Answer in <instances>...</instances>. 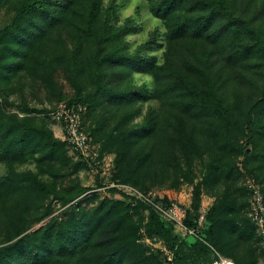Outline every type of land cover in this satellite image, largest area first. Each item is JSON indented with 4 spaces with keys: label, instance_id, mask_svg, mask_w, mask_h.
<instances>
[{
    "label": "trees",
    "instance_id": "obj_1",
    "mask_svg": "<svg viewBox=\"0 0 264 264\" xmlns=\"http://www.w3.org/2000/svg\"><path fill=\"white\" fill-rule=\"evenodd\" d=\"M150 8L166 27L163 62L143 52H150L151 41L129 50L124 36L137 26L131 19L114 25V1L105 7L104 0H21L12 21L0 29V42H11V59L20 60L4 73L8 77L7 72L25 69L32 80L46 85L52 101H60L64 94L55 73L62 69L74 89L68 103L86 107L84 125L87 112L97 107H105L106 118L115 117L113 125L104 115L98 121L101 152L114 151L115 178L142 185L143 191L160 180L158 186L177 188L186 168L191 173L193 161L210 154L202 180L193 183L188 177L191 207L197 211L203 186H212L218 197L215 187L234 175L226 162L230 151L245 160H264V0H150ZM57 27L69 39L59 34L53 40ZM135 73L151 75L153 90L135 85ZM152 97L160 107L136 121L138 104ZM1 114L0 161L17 160L34 149L42 150L45 159L65 151L66 142L51 130L18 114L6 120ZM79 163H86L82 156ZM220 199L202 225L199 214L188 209L186 223L197 236L182 238L152 208L138 204L149 210L148 233L165 242L177 264H213L215 250L238 264H258L264 250L258 254L255 248L250 222L256 225L242 215L236 192L228 188ZM50 214L51 203L37 221ZM33 223L29 214L9 216L0 233V264H166L160 251L145 254L136 242L138 227L120 202L71 205L30 231ZM238 248L250 254L249 261L236 254Z\"/></svg>",
    "mask_w": 264,
    "mask_h": 264
},
{
    "label": "rangeland",
    "instance_id": "obj_2",
    "mask_svg": "<svg viewBox=\"0 0 264 264\" xmlns=\"http://www.w3.org/2000/svg\"><path fill=\"white\" fill-rule=\"evenodd\" d=\"M113 1L115 2L117 13L114 25H123L128 19H131L137 26L136 32H131L124 36L129 43V50L131 52L137 51L141 45L151 41L153 43L150 52L144 49L143 52L157 55L158 61L163 62L166 46V27L164 22L151 12L150 0H104L105 7ZM20 3L21 0L0 2V29L12 21ZM59 34L69 39L66 30L60 27L52 30L51 37L54 40V37H58ZM11 44V42L4 40L0 42L1 119L6 120L9 119V116L18 114V116L33 125L51 130L54 137L66 142V147L65 151L54 159L42 158V150L34 149L30 152L26 151L25 155L20 156L17 160L0 161V233L7 225L9 216L13 213L29 214V217L34 221L30 231H35L46 224L52 216L61 213L71 205L91 208L103 201L120 202L123 203L124 208L130 209L133 221L138 227L136 242L142 246L145 254L157 253V249L149 243L147 238L153 236L148 233L149 210L141 207L138 204L139 201L130 198L123 190L118 188L114 192L109 190L111 188L110 185L113 183L132 185L139 189L142 187V185L136 186L131 181L124 182L120 181L119 178H115L116 153L112 150L109 151L107 148L101 152L103 141L97 140V137L102 136L101 131L98 129L100 125H98V121L102 123L101 116L104 115L105 120H108L113 125L115 117L106 118L107 113L106 109L104 110V106L87 112L84 119L85 125L83 124V126L90 137L93 138L99 157L92 165L87 162L79 163L78 153L66 141L62 123L55 119L52 113L59 103H68L74 94V89L66 73L62 69H58L55 73L56 80L64 94L63 99L60 101H52V93L46 85L40 80H32L25 69L19 72H7L9 76L6 77L4 73L6 72L4 70L5 67L11 66L13 61H20L11 59L13 58L12 49L9 48ZM251 71L253 76H258L255 68H252ZM133 83L140 86L144 85L150 90L155 87L154 79L149 74H133ZM138 106L141 107V115L136 121L141 122L150 109L160 107V102L157 98L152 97L141 102ZM27 107L34 109V111L27 112ZM263 143L260 145H263ZM209 159L210 154L208 153L203 158H196L193 161L191 173L187 172L189 171L187 167L185 179L181 180V184L177 188L169 189L166 186H158L163 184L160 180L158 184H153L151 190L164 192L168 197V193L172 196H174V193L182 194L185 197V199L182 198V201H187V203H182L192 211L193 215L199 214L200 217L202 214L206 215L209 209L221 200L220 197L229 188L236 192L238 206H241L242 215L249 217L250 195L246 186V177L257 176L264 187V160H260L256 156L245 160L243 155H236L230 151L226 162L228 161L233 165L234 175L226 184L215 187L214 191L219 193L218 197L212 195V186H203L200 208L197 211L192 210L193 183L202 180L204 167ZM188 177L193 178V183ZM61 195L68 198L71 197V199L63 198ZM189 198L190 201L188 202L187 199ZM49 203H51L52 214L37 221V218ZM250 227L255 228V248L257 253L261 254L264 250V236L251 222ZM175 232L181 238L185 237L182 231ZM218 253L220 256L238 264L235 259L226 257L221 252ZM236 254L244 258L245 261L250 259V254H246L243 248L236 249ZM258 264H264V260H261Z\"/></svg>",
    "mask_w": 264,
    "mask_h": 264
},
{
    "label": "built area",
    "instance_id": "obj_3",
    "mask_svg": "<svg viewBox=\"0 0 264 264\" xmlns=\"http://www.w3.org/2000/svg\"><path fill=\"white\" fill-rule=\"evenodd\" d=\"M85 109L86 107L81 104L71 105L61 102L52 113L55 119L62 123L68 144L88 164L92 165L98 159L99 153L93 138L90 137L83 126ZM246 186L250 191L249 216L259 232L264 236V192L262 184L254 176H247ZM110 187L123 190L130 198L143 202L152 208L161 218L170 222L174 226L175 231H182L184 236H197L195 229L189 227L186 223L188 208L181 201L171 199L164 192L156 190L143 191L132 185L113 183ZM204 217L205 215L203 214L199 217L197 221L199 225H202ZM147 238L149 243L163 254L166 264H177L174 259V253L168 249L161 238L158 236ZM215 254L217 258L213 264H235L230 259L220 256L216 250Z\"/></svg>",
    "mask_w": 264,
    "mask_h": 264
},
{
    "label": "crops",
    "instance_id": "obj_4",
    "mask_svg": "<svg viewBox=\"0 0 264 264\" xmlns=\"http://www.w3.org/2000/svg\"><path fill=\"white\" fill-rule=\"evenodd\" d=\"M168 195H169V197L171 198V199H175V200H178V201H181V202H185V203H187V201H182L183 199H185V197H183V195L182 194H177V193H174V196H172L171 194H169L168 193ZM183 198V199H182ZM188 200V202L190 201V198L189 199H187Z\"/></svg>",
    "mask_w": 264,
    "mask_h": 264
}]
</instances>
